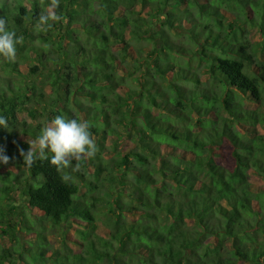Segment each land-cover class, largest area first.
<instances>
[{
	"label": "trees",
	"instance_id": "trees-1",
	"mask_svg": "<svg viewBox=\"0 0 264 264\" xmlns=\"http://www.w3.org/2000/svg\"><path fill=\"white\" fill-rule=\"evenodd\" d=\"M52 3L0 0L21 37L15 61L0 58V232L4 195L25 200L0 264H264V0ZM45 13L61 20L41 30ZM46 71L54 116L87 121L96 144L70 182L19 154L39 135L19 139L27 79ZM42 223L79 237L54 248Z\"/></svg>",
	"mask_w": 264,
	"mask_h": 264
},
{
	"label": "clouds",
	"instance_id": "clouds-1",
	"mask_svg": "<svg viewBox=\"0 0 264 264\" xmlns=\"http://www.w3.org/2000/svg\"><path fill=\"white\" fill-rule=\"evenodd\" d=\"M55 6L56 0H53L50 7ZM60 20L61 17L58 15L45 13L39 16L36 27L41 30L48 29ZM20 41L21 37L8 27L3 17H0V58L8 62L15 61L17 45ZM8 126L7 119L0 115V129H7ZM95 153L96 144L90 133L88 122L63 115H57L46 123L26 152L23 149L19 150L23 164L31 167L37 160H48L57 172L64 173L62 176L64 182L72 180L71 174L66 170L71 168L75 171L79 167V163L73 164V161L79 162L92 158ZM9 159L0 149V166L8 165Z\"/></svg>",
	"mask_w": 264,
	"mask_h": 264
},
{
	"label": "rangeland",
	"instance_id": "rangeland-1",
	"mask_svg": "<svg viewBox=\"0 0 264 264\" xmlns=\"http://www.w3.org/2000/svg\"><path fill=\"white\" fill-rule=\"evenodd\" d=\"M252 39L253 42L255 43H262V38L260 37V35L257 32H253L252 34ZM28 73H30L28 71ZM50 75L49 72H44L43 74H40L37 78H34L31 76V74L29 75L30 78L27 79L28 85L30 84V86L32 84H36L38 87V91L37 94H33L32 91L27 90V88H25L27 95H29L30 100L27 102L26 104V108L27 110H25L24 112L20 113V119L21 120H26L28 125L31 126V134H24V136L20 137L19 139H24V141H32L30 136H34L36 135L35 133H40L41 128L48 122H50L55 116H54V111H58V109H61L63 107L62 103L63 102H58L57 107H55L56 102L54 100V98L56 97V90H54L53 87V83L51 81L48 80V76ZM34 78V79H33ZM32 83V84H31ZM23 86H27V84H25V82H23ZM63 91H61L60 93H62ZM40 93L43 94V97L40 95ZM33 94V95H32ZM62 105V106H61ZM238 108L239 106L236 105ZM75 105L73 103L72 105V109L74 110V114L76 113V109ZM30 109L33 110L35 117L31 116L30 113L28 112ZM35 132V133H34ZM127 141L122 140V142L119 144V146L122 144V148L126 145ZM31 144L33 145V141L31 142ZM121 148V146H120ZM22 149L21 147L19 148V150ZM21 166V161L19 160L17 162V167L14 165L10 172L12 174H22L20 173V169H18V167ZM24 175L25 174V170L22 171ZM5 200L2 201V203L5 205L4 207L6 208L4 214L6 216V220L7 223L4 225V228L6 232H0V247L7 249L10 247H13L15 245L14 242V237H13V230H16V228H13V226L11 224L14 223H19V227L21 226L20 224V219L18 218V216H20V212L21 210L24 208V203L25 200L23 199V197L20 194V191L14 192L12 194L10 193H6L4 195ZM7 197H11L12 200H10L12 202V204H10V206H8V200ZM10 198V199H11ZM15 200V201H13ZM7 203V204H5ZM9 208H12L9 211ZM21 228V227H20ZM44 228V229H43ZM19 229V228H18ZM37 231H41L43 235H46L49 239V242L55 247L59 248L62 245V242L64 240H69L70 239H78L79 234L77 229L74 228H67L64 227L63 225L57 227V228H51L48 224L42 223L39 226L36 227ZM17 236L20 237L21 240L25 239V238H29L32 239L33 241H36L35 235L28 233L27 230H25V232L21 233L20 230L16 232ZM39 237V236H38ZM24 241V240H23ZM1 251V250H0Z\"/></svg>",
	"mask_w": 264,
	"mask_h": 264
}]
</instances>
